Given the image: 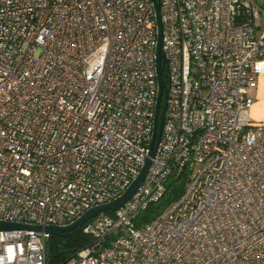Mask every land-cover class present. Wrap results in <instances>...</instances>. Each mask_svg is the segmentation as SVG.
<instances>
[{
  "label": "built area",
  "instance_id": "2783aa9c",
  "mask_svg": "<svg viewBox=\"0 0 264 264\" xmlns=\"http://www.w3.org/2000/svg\"><path fill=\"white\" fill-rule=\"evenodd\" d=\"M157 1L168 94L156 152L64 264H264V122L249 117L264 9ZM156 44L151 0H0V221L64 226L128 188L152 137ZM180 168V198L136 226ZM48 237L0 229V264H45Z\"/></svg>",
  "mask_w": 264,
  "mask_h": 264
},
{
  "label": "water",
  "instance_id": "95a60500",
  "mask_svg": "<svg viewBox=\"0 0 264 264\" xmlns=\"http://www.w3.org/2000/svg\"><path fill=\"white\" fill-rule=\"evenodd\" d=\"M154 6L155 11V19L157 24V44H156V52H155V70H156V78H157V96H156V105L154 110V122H153V131L152 137L149 145L148 157L146 158L143 166L141 167L139 173L136 178L131 182L128 188L116 199L96 205L88 210H86L79 218L71 222L70 224L64 226L58 225H28L21 223H12L6 221H0V229L1 230H12V229H28L34 231H43L48 233L49 235H69L71 231H73L77 227L83 226L89 220L95 218L100 213H104L106 211H115L120 208L137 190L142 180L144 179L147 169L151 162V157L154 156L156 152V148L158 146L164 114L166 110L167 103V94L168 89L163 79V67H162V25L160 20V12H159V3L157 0H151Z\"/></svg>",
  "mask_w": 264,
  "mask_h": 264
},
{
  "label": "trees",
  "instance_id": "16d2710c",
  "mask_svg": "<svg viewBox=\"0 0 264 264\" xmlns=\"http://www.w3.org/2000/svg\"><path fill=\"white\" fill-rule=\"evenodd\" d=\"M162 67L163 79L166 84L164 64H162ZM187 183L188 170L186 168L175 169L167 179L166 190L162 197L158 201L149 204L138 214L134 220L135 225L142 226L150 222L170 207L183 194ZM105 213L112 214V211H106ZM94 242V236L85 233L82 226L75 228L69 235H49L45 245V264H64L79 250L90 246Z\"/></svg>",
  "mask_w": 264,
  "mask_h": 264
},
{
  "label": "rangeland",
  "instance_id": "374dc122",
  "mask_svg": "<svg viewBox=\"0 0 264 264\" xmlns=\"http://www.w3.org/2000/svg\"><path fill=\"white\" fill-rule=\"evenodd\" d=\"M255 1L264 9V0ZM250 95L254 99V106L249 111V117L253 123L264 122V77L259 78L257 88L250 90Z\"/></svg>",
  "mask_w": 264,
  "mask_h": 264
},
{
  "label": "crops",
  "instance_id": "0c3cea01",
  "mask_svg": "<svg viewBox=\"0 0 264 264\" xmlns=\"http://www.w3.org/2000/svg\"><path fill=\"white\" fill-rule=\"evenodd\" d=\"M262 77H264V76H262ZM253 106H254V104L252 105V107H253ZM252 107H251V108H252Z\"/></svg>",
  "mask_w": 264,
  "mask_h": 264
}]
</instances>
